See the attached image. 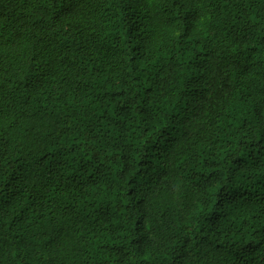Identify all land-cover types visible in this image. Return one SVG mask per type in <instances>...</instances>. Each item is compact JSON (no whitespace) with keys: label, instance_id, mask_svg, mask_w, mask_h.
Masks as SVG:
<instances>
[{"label":"clouds","instance_id":"1","mask_svg":"<svg viewBox=\"0 0 264 264\" xmlns=\"http://www.w3.org/2000/svg\"><path fill=\"white\" fill-rule=\"evenodd\" d=\"M0 264H264V0H0Z\"/></svg>","mask_w":264,"mask_h":264}]
</instances>
